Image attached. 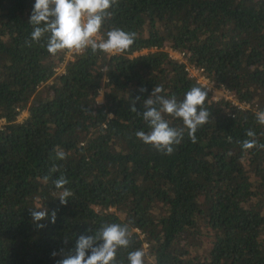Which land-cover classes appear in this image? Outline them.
Instances as JSON below:
<instances>
[{
  "label": "trees",
  "instance_id": "trees-1",
  "mask_svg": "<svg viewBox=\"0 0 264 264\" xmlns=\"http://www.w3.org/2000/svg\"><path fill=\"white\" fill-rule=\"evenodd\" d=\"M34 3L0 0V118L8 122L0 129V264H56L105 224L129 228L115 264H129L136 250L144 264H264V149L241 148L249 130L264 144L256 120L264 111V0H118L98 35L119 28L135 33L134 43L120 54L76 53L63 76L55 69L70 51L50 54L42 46L49 34L31 40ZM167 46L253 108L208 92L197 141L185 130L171 155L135 135L150 131L143 101L154 86L178 102L201 87L161 50ZM60 176L73 193L66 205L54 185ZM37 205L49 217L56 211L55 224L36 227Z\"/></svg>",
  "mask_w": 264,
  "mask_h": 264
},
{
  "label": "clouds",
  "instance_id": "clouds-1",
  "mask_svg": "<svg viewBox=\"0 0 264 264\" xmlns=\"http://www.w3.org/2000/svg\"><path fill=\"white\" fill-rule=\"evenodd\" d=\"M116 4L118 0H35L29 18V23L33 26L31 40L39 42L45 34H49L46 45L42 46H46L52 55L64 50L82 53L89 47L93 53L98 50L105 54L123 53L134 43L135 33L114 28L107 32V39H96L104 21L112 15L109 9ZM140 91L144 92L146 89L141 88ZM162 92V85L154 86L151 94L143 101L145 110L142 116L150 131H138L135 135L145 145L171 155L174 145L181 143L185 130L193 143L197 141L195 133L200 126L208 122L210 115L204 106L208 92L198 86L192 87L179 102L175 96L166 98L161 95ZM102 99L103 95L97 103H101ZM136 100H139V97L135 98L131 106L132 112H137ZM165 115L182 120L183 127L170 126ZM256 120L264 126V111L256 113ZM246 135L252 139L241 143L243 150L257 147L264 149V144H258L254 138L256 134L252 130L247 131ZM56 158L65 159V152L56 150ZM44 179L46 181L47 177ZM68 183L64 176L54 181L55 188L62 190L57 195L61 205H66L68 197L73 195L65 187ZM30 215L32 222L40 229L46 226L39 223L40 221L50 219L51 223L55 224L57 218L55 210L49 217L48 210L39 205L30 209ZM129 244L130 232L127 225L105 224L94 235L79 236L74 254L65 255L63 259L56 261V264H115L117 249L126 248ZM57 254L53 251L51 256L55 257ZM144 256L142 250L130 252L129 264H144Z\"/></svg>",
  "mask_w": 264,
  "mask_h": 264
},
{
  "label": "built area",
  "instance_id": "built-area-1",
  "mask_svg": "<svg viewBox=\"0 0 264 264\" xmlns=\"http://www.w3.org/2000/svg\"><path fill=\"white\" fill-rule=\"evenodd\" d=\"M96 39L100 40V36L98 34H97ZM161 50L164 51L168 55L169 59H171L172 61L178 62L180 64H183L185 66V72L187 73V75L191 79H193L202 88L207 90V92L211 93L213 97L215 95V97L212 98L213 101L217 102V101L225 100L226 102L227 101L231 102L232 104H234L236 107H238L241 110L253 109L247 103L239 102L238 100H236V98L230 92H228V91H226L224 89H217L215 87L214 83L205 75V72H204L203 69L198 68L196 66H193V65H190V64L187 63V61L185 60V54L184 53L179 52L178 50H175V49H173L170 46H167V47H165V48H163ZM155 51H159L157 47H154V48H151V49H144L140 53H137V54L143 55L144 53H147V52H152L153 53ZM75 54L76 53H74V52H71V51L69 52L68 59H65L60 64V66H58L55 69L56 76H63V75L66 74V68H65L66 64H67L68 61L73 60ZM26 111L27 110L19 111V116H18L17 120L20 121V117L23 119L24 118V113H26ZM7 125H8L7 120L5 118H0V129L4 130L5 127H7ZM136 231L138 233H140L138 230H136ZM145 246L147 247V244Z\"/></svg>",
  "mask_w": 264,
  "mask_h": 264
},
{
  "label": "rangeland",
  "instance_id": "rangeland-1",
  "mask_svg": "<svg viewBox=\"0 0 264 264\" xmlns=\"http://www.w3.org/2000/svg\"><path fill=\"white\" fill-rule=\"evenodd\" d=\"M149 53H152V52H147V53H144L143 55H147V54H149ZM68 54H69V53H68ZM68 54H66L65 59H68V56H69ZM137 55H140V54H137ZM140 56H141V55H140ZM59 66H60V65H59ZM49 84H50V83H49ZM102 95H103V93H101L100 96L98 97V99H97L98 101L100 100V98H101ZM214 97H215V95H214ZM214 97H213V98H214ZM212 100H213V99H212ZM102 102H103V99H102ZM102 102H101V103H102ZM27 114H28V116H29V111H28V110H27ZM27 118H28V117H27ZM23 120H24V118L22 119V118L20 117V121H19V120H17V121H18V122H22Z\"/></svg>",
  "mask_w": 264,
  "mask_h": 264
},
{
  "label": "crops",
  "instance_id": "crops-1",
  "mask_svg": "<svg viewBox=\"0 0 264 264\" xmlns=\"http://www.w3.org/2000/svg\"><path fill=\"white\" fill-rule=\"evenodd\" d=\"M28 117L27 111L24 113V120Z\"/></svg>",
  "mask_w": 264,
  "mask_h": 264
}]
</instances>
